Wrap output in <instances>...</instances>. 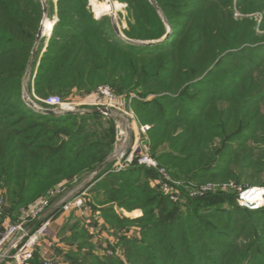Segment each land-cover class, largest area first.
Returning a JSON list of instances; mask_svg holds the SVG:
<instances>
[{"label": "trees", "instance_id": "1", "mask_svg": "<svg viewBox=\"0 0 264 264\" xmlns=\"http://www.w3.org/2000/svg\"><path fill=\"white\" fill-rule=\"evenodd\" d=\"M115 1L127 4L126 38L87 0H47L58 21L39 43L30 99L47 108L50 95H85L100 84L127 103L136 94L130 105L150 125V153L172 177L264 186V0ZM43 19L41 0H0V225L85 183L95 229L72 211L58 231L72 246L67 264H264V208L241 207L236 189L182 203L144 166L114 171L111 161L97 172L113 151L114 119L28 105L25 77ZM248 177L260 179L243 184ZM99 231L115 241L95 242ZM32 264H43L39 253Z\"/></svg>", "mask_w": 264, "mask_h": 264}, {"label": "built area", "instance_id": "2", "mask_svg": "<svg viewBox=\"0 0 264 264\" xmlns=\"http://www.w3.org/2000/svg\"><path fill=\"white\" fill-rule=\"evenodd\" d=\"M88 6L93 10L95 18L101 14H96L94 4L99 0H87ZM58 21L53 19V26ZM51 32L48 34L50 37ZM99 102H92L90 107H110L114 110L116 94L110 86H100L96 92V99ZM139 98L132 94L129 99V107L122 112H118L125 123L117 125L116 147L112 156L115 158L113 164L114 171H121L131 165L137 164L152 169L158 173V178L153 182L159 189L169 196L174 202H185L189 198H199L217 189H236L238 191L237 202L243 208L252 210L264 208V186L243 187L235 183H196L171 176L169 171L162 166L150 153L148 132L150 125L142 124L134 112L130 103L133 99ZM27 101H32L30 98ZM49 109H54L60 114L78 111L77 103L62 99L59 95H50L42 100ZM102 101V102H101ZM28 103V102H27ZM37 107H41L34 103ZM44 108V107H43ZM116 108V107H115ZM112 112H110L111 114ZM109 115V114H108ZM130 137V138H129ZM148 145L144 147V145ZM61 192L60 189L53 191L49 197L41 199L32 207L22 210V215L18 220H5L0 225V264H32L36 253L41 252L43 264H67L63 258H59L46 250H40L41 242L48 239L53 216H47V211L51 208L52 199ZM89 196L87 191L74 195L70 199H65L62 204V212L82 209L85 212V197ZM3 202L0 201V210ZM47 247L51 248L53 240L48 239Z\"/></svg>", "mask_w": 264, "mask_h": 264}, {"label": "rangeland", "instance_id": "3", "mask_svg": "<svg viewBox=\"0 0 264 264\" xmlns=\"http://www.w3.org/2000/svg\"><path fill=\"white\" fill-rule=\"evenodd\" d=\"M42 2L44 1V0H41ZM46 2H47V0H45ZM55 2L57 1V0H54ZM112 1H114L113 3H115V2H118L119 4H121L122 6L116 11V12H114V13H111V12H103V3L104 2H107L106 0H99L97 3H95L96 5H95V10H96V13L97 14H101V11H102V15H101V17L102 16H106V17H110V19L112 20V23H113V25H114V23L116 22V23H118V26H119V28H120V30H121V34L119 35L118 34V36H120V37H122V34L124 35V33H123V28L124 27H126L127 26V9H126V7H127V4H125V3H122V2H119V1H115V0H112ZM43 4V3H42ZM90 8V7H89ZM91 9V8H90ZM91 11H93L92 9H91ZM94 13V12H93ZM235 18H238V17H240L241 16V14H240V12H238L237 10L235 11ZM256 19H258V21H260L261 20V17H262V14L261 13H259V12H256L255 14H252ZM48 17V16H47ZM100 16H99V18L98 19H100L101 18ZM49 18V17H48ZM44 19H45V17H44ZM43 19V20H44ZM50 20H52L53 21V19H54V17L51 19V18H49ZM43 23V22H42ZM116 32V31H115ZM258 33H260V34H264V31H258ZM45 37H48V34H46V35H44ZM125 36V35H124ZM126 37V36H125ZM131 41H138V40H131ZM130 41V42H131ZM110 86L111 87V85H109V84H100L95 90H93L91 93H88V94H85V95H83V94H73V95H71V96H69L68 98H63L64 100H67V101H72V102H75V103H77L78 105H81V106H79L78 108H79V110H81V109H87V108H89L92 104V102H99V97H98V99H96V92H97V90H98V88L100 87V86ZM115 92V94H116V101H115V106L113 107L114 108V110H111V114L109 115L112 119H114V121H115V125H116V127H117V125L118 124H120L121 126H122V124H124L125 123V120H123L122 118H121V115L118 113V112H122L123 110H126L128 107H129V103H127V97H126V95H122V94H118L116 91H114ZM53 95H58V94H53ZM60 96V95H59ZM30 97H29V93H26L25 94V92H24V99L25 100H28ZM33 102V101H32ZM102 102V101H101ZM107 107V106H106ZM116 107V108H115ZM110 108V107H109ZM133 108V107H132ZM133 110H134V108H133ZM135 112V111H134ZM123 113V112H122ZM136 113V112H135ZM143 124V123H142ZM149 125V124H148ZM116 135H117V129H116ZM130 138V137H129ZM116 139H115V141H114V147H113V151H114V148L116 147ZM146 146H148L147 144L146 145H144V147H146ZM113 151H112V154H113ZM112 154L110 155V157H109V162H113V164H114V162H115V158L112 156ZM93 176V175H92ZM91 177H89V179H90ZM259 177H255V178H251V177H248V178H244L242 181H243V184L244 183H246V184H249V183H257L258 181H259ZM216 182H218V183H235V184H237V182H235L234 180H230V181H228V182H223L222 180H220V181H216ZM254 186H259V185H254ZM84 187H85V183H78L76 186H74V188L73 189H75L74 191V194L73 195H70L71 193H66V194H64V195H62L61 197H59V198H57L55 201H54V206H57L58 204H60L59 206H62V204H63V202L65 201V199H70V198H72L74 195H77V194H82V191H83V189H84ZM217 190H221V189H217ZM232 191L233 189L232 188H230V189H227L226 191ZM216 191V190H215ZM212 192H214V191H212ZM68 195H70V196H68ZM68 196V197H67ZM113 202V201H112ZM111 202V203H112ZM110 203V204H111ZM110 204H107V205H105V207H110ZM58 206V207H59ZM124 207V206H123ZM86 209H85V212L82 210V209H79V210H72V211H77V213L78 212H80V213H82V214H80V216H82V218L83 219H85L84 221H85V224H87V226H88V224L90 223V222H88L87 220L90 218V219H93L92 218V215H93V210H92V208L91 207H89V206H87L86 205V207H85ZM112 208H114V207H112ZM125 208V207H124ZM116 211H117V209L116 208H114ZM126 209V208H125ZM126 210H128V209H126ZM72 211H70V212H65V213H61L59 216V218H63V222L65 221V223L66 222H68V218H69V216L71 215V213H72ZM129 211V210H128ZM118 212V211H117ZM75 215H78V214H76L75 213ZM97 215H100L99 213H97ZM80 216H78V217H80ZM82 219V220H83ZM94 220V219H93ZM72 222V224L74 223V225L77 223L76 221H75V219L73 220V221H71ZM101 223H102V220L100 221ZM53 228V227H52ZM58 229V228H57ZM56 229V230H57ZM70 231H72V229L71 230H69V232H67V234H70L71 232ZM114 234V232L113 231H111V232H109V231H103V232H100L99 231V233H96V236L97 237H99V238H101L102 240H103V242H104V244H106L107 242H106V238H109L110 239V241H115V234ZM51 235V236H50ZM50 235H49V239H51V238H53L55 235H56V232H51L50 231ZM59 236V235H58ZM58 238V237H57ZM105 238V239H104ZM48 240V239H47ZM56 240V239H55ZM49 241V240H48ZM98 242L99 243V241H100V239H98V240H96V238H95V242ZM56 243V242H55ZM107 245V244H106ZM65 246L67 247V248H71L72 246L71 245H67L66 243H65ZM74 248V247H73ZM65 258V257H64Z\"/></svg>", "mask_w": 264, "mask_h": 264}, {"label": "water", "instance_id": "4", "mask_svg": "<svg viewBox=\"0 0 264 264\" xmlns=\"http://www.w3.org/2000/svg\"><path fill=\"white\" fill-rule=\"evenodd\" d=\"M157 8V4L155 2V0H150ZM43 8H44V17H47L48 16V13H49V10H48V5H47V2L44 0L43 2ZM114 29L116 31L117 34H121V30L118 26V23H114ZM169 34H167L164 38H167ZM44 36V33H43V25L41 23V27L39 29V32H38V35H37V39H36V44H35V47H34V50H33V53H32V57L29 61V64H28V69H27V73H26V77H25V94L28 93V84H29V77L32 73V70L34 68V65H35V62L37 60V56H38V46H39V43L41 41V39L43 38ZM122 37L123 38H126L123 34H122ZM131 41V40H130ZM132 43H135V44H140V45H154L156 43H159L161 42V40H151V41H131ZM28 102V105H30L31 107L35 108L37 111L39 112H42V113H45V114H60L58 112H56L54 109H49V108H43V107H37L34 102L32 101H27ZM111 112V109L108 108V107H90V108H87V109H81V110H78V111H73V112H68V113H101V114H110ZM109 163V161H107L104 165L100 166L97 170V172L101 171L105 165H107Z\"/></svg>", "mask_w": 264, "mask_h": 264}, {"label": "crops", "instance_id": "5", "mask_svg": "<svg viewBox=\"0 0 264 264\" xmlns=\"http://www.w3.org/2000/svg\"><path fill=\"white\" fill-rule=\"evenodd\" d=\"M110 115V114H109ZM76 189V188H75ZM75 189H71L68 193H71L70 195H73L74 194V190ZM70 195H68V196H70ZM67 196V197H68ZM60 204H58L57 206H52L51 208H49L48 209V211H47V213H51L50 211H53V210H55V209H57L58 208V206H59ZM135 211H140V210H135ZM75 213L76 214H78V216H80V214H82V213H80V212H78L77 213V211H75ZM140 214H141V211H140ZM140 214H138V215H136V216H139ZM60 216H58L57 218H55L54 219V221H53V224H52V227L53 228H51V232L53 233V232H56V235L53 237V238H51L52 240H53V245H52V247L51 248H48L47 247V243H48V240L47 239H44L42 242H41V245H40V250H42L43 248L44 249H46L48 252H49V250H50V253L51 254H53V255H55V256H58L59 258H63L64 259V255H65V252L68 250V248L65 246V242H64V239L63 238H60L59 236H58V231L60 230V228L62 227V225L65 223V221L63 222V218H59ZM80 218L81 219H83L82 218V216H80ZM83 220H85V219H83ZM88 222H90L89 224H88V228L91 230V231H93L94 229H95V223H94V220L93 219H88L87 220ZM101 221V220H100ZM58 228V229H57ZM57 229V230H56ZM50 235V234H49ZM51 236V235H50ZM58 237V238H57ZM50 237L48 236V239H49ZM56 239V240H55ZM98 239H101V238H96V240H98ZM105 239V238H104ZM56 242V243H55ZM39 255L41 256V252L39 253Z\"/></svg>", "mask_w": 264, "mask_h": 264}, {"label": "bare ground", "instance_id": "6", "mask_svg": "<svg viewBox=\"0 0 264 264\" xmlns=\"http://www.w3.org/2000/svg\"><path fill=\"white\" fill-rule=\"evenodd\" d=\"M106 1L107 2L103 3L104 4L103 5V9H104L103 12L114 13L122 6L118 2L113 3L114 1H112V0H106ZM95 3H97V2H95ZM95 5L96 4H94V11L96 12ZM101 13H102V11H101ZM42 25H43V33H44V35L49 34L52 31V29H53V21L50 20L48 17H45V19L43 20Z\"/></svg>", "mask_w": 264, "mask_h": 264}]
</instances>
